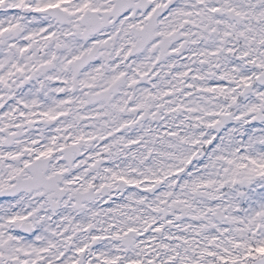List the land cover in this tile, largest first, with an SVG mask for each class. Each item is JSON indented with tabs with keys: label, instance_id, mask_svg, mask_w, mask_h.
Returning a JSON list of instances; mask_svg holds the SVG:
<instances>
[{
	"label": "snow or ice",
	"instance_id": "6c2138e0",
	"mask_svg": "<svg viewBox=\"0 0 264 264\" xmlns=\"http://www.w3.org/2000/svg\"><path fill=\"white\" fill-rule=\"evenodd\" d=\"M0 264H264V0H0Z\"/></svg>",
	"mask_w": 264,
	"mask_h": 264
}]
</instances>
